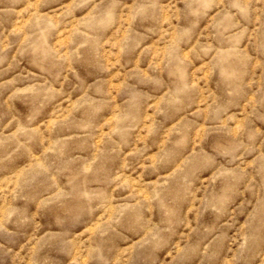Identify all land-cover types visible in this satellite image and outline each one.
I'll use <instances>...</instances> for the list:
<instances>
[{"label": "rangeland", "instance_id": "obj_1", "mask_svg": "<svg viewBox=\"0 0 264 264\" xmlns=\"http://www.w3.org/2000/svg\"><path fill=\"white\" fill-rule=\"evenodd\" d=\"M0 264H264V0H0Z\"/></svg>", "mask_w": 264, "mask_h": 264}]
</instances>
